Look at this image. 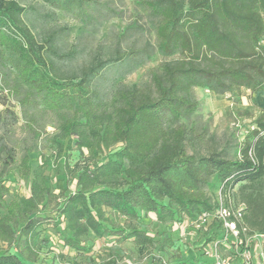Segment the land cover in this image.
Returning a JSON list of instances; mask_svg holds the SVG:
<instances>
[{
    "label": "trees",
    "instance_id": "1",
    "mask_svg": "<svg viewBox=\"0 0 264 264\" xmlns=\"http://www.w3.org/2000/svg\"><path fill=\"white\" fill-rule=\"evenodd\" d=\"M143 3L159 16V48L165 53L180 50L182 59L162 64L153 72L151 86H118L106 102L93 85L105 63L102 57L66 67L58 60V29L37 33L25 16L26 6L0 0V81L15 95L25 88L22 100L38 101L62 115L59 136L69 137V149L76 140L79 148L98 155L91 163H77V190L69 193L62 185L55 193L47 179L33 180L29 195L8 200L9 187L0 175V264H28L12 252L22 244L28 250L26 259L35 261L38 251L31 240L38 228L45 222L60 224L63 218L68 230L64 244L73 249L86 248L83 241L90 233L151 245L154 236L134 224L141 210L154 212L159 221L206 215L213 205L203 186L211 176L216 175L227 191L239 181L264 178V110L236 159L224 151L189 153L186 127L177 123L196 109L191 90L206 81L264 90V0ZM115 54L118 59L123 52ZM10 72L16 75L13 85ZM118 144L114 157H99ZM2 161L6 166L14 162L12 150L5 146L0 149ZM22 162L28 173L27 158ZM47 209L55 214L43 215ZM108 212L124 217L122 226H115ZM253 215L264 233V204L254 205Z\"/></svg>",
    "mask_w": 264,
    "mask_h": 264
},
{
    "label": "rangeland",
    "instance_id": "2",
    "mask_svg": "<svg viewBox=\"0 0 264 264\" xmlns=\"http://www.w3.org/2000/svg\"><path fill=\"white\" fill-rule=\"evenodd\" d=\"M27 7L25 16L34 23V30L58 29L54 39L63 58L58 60L66 67H81L96 57L105 61L93 85L101 100L110 102L118 86L132 84L152 85L153 72L162 64L182 59L180 50L163 52L156 39L159 16L143 0H17ZM116 51L121 58L116 59ZM15 73L10 72V85ZM13 94L0 81V149L10 148L14 162L6 166L0 162V175L9 187V200L18 195H29L33 180L51 181L55 193L77 190L75 167L78 162L91 163L98 155L79 148L76 140L68 148L69 137L59 136L62 115L43 107L38 101H26L24 90ZM192 99L196 109L183 115L177 122L186 127V148L189 153L208 155L224 151L233 159L241 156V144L257 125L264 110V90L254 92L240 89L225 81L223 85L206 81L202 87H193ZM32 98V97H31ZM168 122H173L166 116ZM120 144L107 149L99 157L115 156ZM4 155V154H2ZM29 172L26 173L23 158ZM213 210L206 215L185 216L175 220L159 221L154 212L140 211L134 222L140 229L154 236L151 245H139L133 238L122 240L116 235L97 237L90 233L83 241L86 248L79 250L64 244L66 220L60 224L45 222L39 234L31 240L38 251L35 261H29L26 244L13 248L28 264H214L216 246L223 255L234 254L237 247L226 235V221L239 210V218L247 230L248 239L254 238L255 255L264 253V233L254 224V205L264 204V178L258 182L239 181L227 191L223 182L211 176L203 186ZM64 198V197H63ZM62 199V198H61ZM168 203V199L164 201ZM48 209L43 215L52 216ZM107 215L115 226H122L124 217L113 212ZM25 236L22 235V238ZM224 242V243H223ZM207 250L209 252H207Z\"/></svg>",
    "mask_w": 264,
    "mask_h": 264
},
{
    "label": "built area",
    "instance_id": "3",
    "mask_svg": "<svg viewBox=\"0 0 264 264\" xmlns=\"http://www.w3.org/2000/svg\"><path fill=\"white\" fill-rule=\"evenodd\" d=\"M243 215L242 211L239 210L237 213L231 215L230 219L226 221V235L232 238V241H229L227 238V242H230L231 245H234L238 248L237 251L233 254L223 255L217 249L216 246V254L214 264H264V253H260V255H255L256 244L254 239L256 236H252L254 238L248 239L244 235L246 232V228L243 227V224L240 223L239 218ZM224 243V242H223ZM207 252H209L207 250Z\"/></svg>",
    "mask_w": 264,
    "mask_h": 264
}]
</instances>
